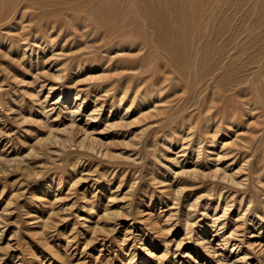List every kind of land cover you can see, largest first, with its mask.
<instances>
[{
    "label": "rangeland",
    "instance_id": "374dc122",
    "mask_svg": "<svg viewBox=\"0 0 264 264\" xmlns=\"http://www.w3.org/2000/svg\"><path fill=\"white\" fill-rule=\"evenodd\" d=\"M56 1L0 0V264H264V120L256 115L262 108L243 114L239 110L237 121L242 123L230 124L227 116L233 105L221 92L213 95L217 100L210 93L197 96L196 74L180 76L173 69L164 51L154 46L157 36L145 19L140 27L130 22L133 2L143 9V0H111L112 11L105 13L104 21L89 11L85 20L68 16L71 5ZM88 1L94 7L99 0ZM209 1L201 0L203 22L213 5ZM170 6L164 10L173 19ZM8 13L11 20L5 17ZM239 13L233 15L235 21L241 19ZM54 16L58 26L64 22L60 34L53 29L56 46L49 36L42 37ZM75 22L97 32L75 41L65 31L79 30ZM144 40L150 42L137 48ZM28 43L31 48L26 50ZM59 67L62 72L56 71ZM158 77L167 78L163 83L168 85L169 104L149 94L152 88L160 93ZM228 235L231 241L221 250L218 243Z\"/></svg>",
    "mask_w": 264,
    "mask_h": 264
},
{
    "label": "bare ground",
    "instance_id": "6f19581e",
    "mask_svg": "<svg viewBox=\"0 0 264 264\" xmlns=\"http://www.w3.org/2000/svg\"><path fill=\"white\" fill-rule=\"evenodd\" d=\"M52 1H56V0H52ZM61 1V0H60ZM58 1V2H60ZM65 1V0H64ZM164 2L162 3V1L160 0H143V9H139V8H136L135 7V2L134 3V15H132V17H130L131 19V23H134L132 25H137L140 27V23H141V20L145 22H148L149 25L151 27H149L150 29L152 28L153 30V34L155 36H157V38H155V44L154 46H157L159 47V49L161 48L164 53L167 55V57L169 58L170 62H171V66H173V69H175L180 76H184L185 73H189L191 71H193L195 74H196V78H195V81H194V91L196 93L197 96H199L200 94L204 93V94H207V93H210L212 94V96L218 92V93H222V95L225 97H222L224 98V100H227L229 101L228 103H232L233 106H231V109L229 111V117L227 116V120L231 123H236L238 122V118H239V115H240V112H247L246 110L250 111V112H254L256 109H259V108H262L260 111L261 112H258L256 115L259 117V120H260V117L262 118L263 117V120H264V38H262L264 36V0H254L251 1L253 2V4H245V1L246 0H210L209 3L212 2V6H210V9H209V13H208V16H207V19L205 22H203V18H202V12L203 10L205 9V5H203L201 3V0H163ZM57 2V1H56ZM67 3H69L71 6H69L68 8V11H67V14L66 15H72L73 18H75L76 15H80L84 18L86 14V12H90L91 14L97 16V19L99 17V21L102 19V21H104V17H107L105 15V13H109L112 11V4H111V0H99L96 4H94V7L93 6H90V2L88 0H67L65 1ZM74 2V3H73ZM245 5H248L247 8ZM248 2V0H247ZM250 2V0H249ZM61 3V2H60ZM72 3V4H71ZM132 3V4H133ZM62 4H66V3H63ZM137 4V3H136ZM141 5V4H140ZM169 5H171L170 7H172V17L173 19L169 18L168 15H167V11L164 10V8H169ZM210 5V4H209ZM25 6V5H23ZM207 6V5H206ZM15 7V6H14ZM17 7V5H16ZM102 7H106L108 9L104 10L102 9ZM245 7V8H244ZM11 8V7H10ZM21 8V7H20ZM19 8V9H20ZM111 8V9H110ZM7 9V8H6ZM3 10V9H2ZM9 10V8H8ZM16 10V9H15ZM22 10V8H21ZM116 10V9H115ZM238 10V11H237ZM241 10V12L239 11ZM4 11V10H3ZM13 11V10H11ZM50 11H53V10H50ZM86 11V12H85ZM233 11H237L241 17V19L243 18V20L241 21L238 20L240 17H237L238 21H235L234 18H233V15L236 17V14H238L237 12L233 13ZM11 15V12L10 10L8 11ZM24 12V11H23ZM116 12V11H115ZM115 12H113L115 14ZM4 13V12H3ZM2 13V14H3ZM9 13L8 15H6L5 17H7V19L9 18ZM18 13V12H17ZM21 13V12H20ZM45 13V12H44ZM42 14L41 16L43 17V15L45 16V14ZM51 13V12H50ZM48 13V14H50ZM85 13V14H84ZM14 14V13H12ZM23 15L25 14H28L25 12L22 13ZM21 14V15H22ZM32 14V13H30ZM47 14V12H46ZM54 14V13H53ZM56 14V13H55ZM54 14V15H55ZM64 14V13H63ZM20 15V16H21ZM29 15V14H28ZM26 15V16H28ZM51 15V14H50ZM61 15V14H60ZM59 14L56 15V16H60ZM70 15V16H71ZM89 15V14H88ZM105 15V16H104ZM125 15V14H124ZM130 15V14H129ZM3 16V15H1ZM13 16V15H12ZM19 16V15H18ZM53 16V15H52ZM77 16V17H78ZM22 17V16H21ZM62 17V16H61ZM3 17H1L2 19ZM24 18V17H23ZM55 19H52L48 22V20L46 22L47 25L45 26L46 29L43 33V36L42 37H45V36H49L50 38V41L53 43L52 45H54L56 43L55 39L56 37L54 36V33L57 31L59 34L61 32V30H64L63 28V24L64 22L62 21L61 23H63L62 25H57L56 24V19L57 17L54 16ZM5 19V18H4ZM6 19V20H7ZM10 19V18H9ZM14 19V18H13ZM17 19V18H16ZM20 19V18H19ZM18 19V21H19ZM26 19V17H25ZM30 19V18H29ZM33 19L32 22H35L34 21V18H31ZM39 19V17H38ZM122 19V18H121ZM3 20V19H2ZM11 20V19H10ZM61 20V19H60ZM73 20V19H72ZM82 20V18H81ZM85 20V18H84ZM233 20V21H232ZM26 21V20H25ZM31 21H27L28 24L31 23ZM52 21V22H51ZM67 21V20H66ZM70 21V20H69ZM79 21V20H78ZM3 22V21H2ZM20 22V21H19ZM74 21H71L70 24H74L73 23ZM86 22V21H85ZM140 22V23H139ZM24 23V22H23ZM39 23V22H38ZM59 22V24H61ZM83 22H81L82 24ZM15 24V23H14ZM17 24V23H16ZM21 24V23H20ZM26 23H24V26H25ZM32 24V23H31ZM30 24V25H31ZM44 24V22H43ZM42 24V25H43ZM75 24L77 25V27H75L76 29H79V30H76L74 28V30L76 31H69V30H65L67 31L66 34L69 35V38L71 36H74V38L76 39L77 36H82V35H89L90 36V31H93L94 32H97V31H94L95 29L92 28V30H88L87 27L89 25H87L86 27V24L87 23H84L83 25H81L79 22H75ZM90 24V23H89ZM98 24V23H96ZM121 24V23H120ZM128 24V23H127ZM13 25V24H12ZM37 25V24H35ZM34 25V27H35ZM131 25V24H130ZM131 25V27H132ZM148 25V24H147ZM18 26V25H17ZM16 26V27H17ZM58 26V27H57ZM75 26V25H74ZM105 26L108 27V24ZM136 26V28H137ZM10 27V26H8ZM23 27V24H21V27L19 26V28H22ZM44 27V28H45ZM71 27L73 28V26L71 25ZM129 27V28H131ZM143 27V26H142ZM1 28V27H0ZM12 28V27H11ZM27 28V27H26ZM29 28V27H28ZM38 28V27H37ZM40 28V27H39ZM38 28V29H39ZM57 28H60L59 30H57ZM66 28V27H65ZM128 28V29H129ZM8 29V28H7ZM6 29V30H7ZM10 29V28H9ZM32 29V28H31ZM55 29V30H53ZM94 29V30H93ZM124 29V28H123ZM133 29V28H132ZM148 29V30H150ZM4 30V31H6ZM12 30V29H11ZM14 30V29H13ZM23 30V29H21ZM122 30V29H121ZM142 30V29H141ZM9 30H7L8 32ZM16 31V30H14ZM38 31V30H37ZM80 31V33H78ZM11 32V31H10ZM24 32V31H23ZM56 32V33H57ZM138 34H139V29H138ZM143 32V31H141ZM148 32V31H146ZM3 33V32H1ZM14 33V32H13ZM29 33V32H28ZM92 33V34H93ZM100 33V32H99ZM135 33V32H134ZM145 33V32H143ZM152 33V32H151ZM17 34V33H15ZM21 34V33H20ZM23 34V33H22ZM27 34V33H26ZM57 34V35H59ZM79 34V35H78ZM91 34V35H92ZM103 34V33H102ZM131 35H133V33H130ZM136 34V35H138ZM25 35V34H23ZM30 35V34H29ZM32 35V34H31ZM36 35V34H35ZM42 35V33H41ZM71 35V36H70ZM94 35V34H93ZM105 35V34H104ZM126 35V34H125ZM129 35V34H128ZM140 35V34H139ZM148 35V34H147ZM150 35V34H149ZM6 36V35H5ZM14 36V35H13ZM62 36V35H61ZM60 36V37H61ZM84 36V37H85ZM102 36V35H101ZM107 36V35H106ZM143 36V35H142ZM1 37V35H0ZM3 37V36H2ZM8 37V36H7ZM15 37V36H14ZM22 37V35H21ZM24 37V36H23ZM22 37V38H23ZM55 37V38H54ZM105 37V36H104ZM122 37V36H121ZM120 37V39H121ZM138 38V36H136ZM16 38V37H15ZM21 38V39H22ZM36 38H40L39 35L37 36L36 35ZM83 39V36L81 37ZM97 38V37H96ZM101 38V37H100ZM141 37H139L140 39ZM145 38V37H144ZM20 39V40H21ZM25 39L26 37L22 40V42H25ZM30 39V38H29ZM32 39V38H31ZM42 39V38H41ZM62 39V38H61ZM60 39V40H61ZM73 39V38H71ZM95 39V38H94ZM94 39H90L91 41L94 40ZM106 39V37L104 38ZM118 39L119 41H122ZM143 39V37H142ZM17 40H18V37H17ZM34 40V39H33ZM40 40V39H39ZM44 40V39H43ZM65 40H67V38H65ZM89 40V39H88ZM96 40V39H95ZM101 41H103V39H100ZM4 41V40H3ZM2 41V42H3ZM12 41V40H10ZM14 41V40H13ZM16 41V40H15ZM77 41V39L75 40ZM101 41L99 42V44L101 43ZM139 41V40H138ZM145 41V40H144ZM2 42H0V46L3 45ZM7 42V41H6ZM41 42V41H40ZM58 42V40H57ZM61 42V41H60ZM65 42V41H64ZM69 42V41H68ZM71 42V41H70ZM80 42V41H79ZM97 42V41H96ZM116 42V41H115ZM125 42V41H124ZM150 42V41H148ZM148 42H139V47L137 48H141L144 47L145 45H147ZM191 42V43H190ZM33 43V42H32ZM36 43V42H35ZM46 43V42H45ZM44 43V44H45ZM49 43V41H48ZM66 43V42H65ZM95 43V41H94ZM98 43V42H97ZM95 43V45L97 44ZM117 43V42H116ZM115 43V45H116ZM130 43V42H129ZM17 44V43H16ZM21 44V42H20ZM39 44V43H38ZM50 44V43H49ZM63 44V43H61ZM68 44V43H67ZM72 44V43H71ZM81 44V43H80ZM93 44V43H91ZM119 44V42H118ZM124 44V43H123ZM138 44V43H137ZM151 44V43H149ZM153 44V43H152ZM151 44V47H153V45ZM19 45V44H18ZM27 45L26 47V50L27 48H31V46H29V43L28 44H25V46ZM47 45V44H46ZM79 45V44H78ZM93 45V47L95 46ZM128 45V43H127ZM134 45V44H133ZM9 48H10V45H8ZM56 46V45H54ZM61 46V45H60ZM68 46V45H67ZM71 46V45H70ZM120 48H122L120 45H118ZM125 46V45H124ZM64 47V46H62ZM74 47V46H73ZM131 47V46H130ZM146 47V46H145ZM8 50V51H11V50ZM17 48V47H15ZM14 48V49H15ZM54 48V47H53ZM70 48V47H69ZM113 48V47H112ZM156 48V47H155ZM34 49V48H33ZM46 49V48H44ZM61 49V48H60ZM64 49V48H63ZM78 49V48H77ZM81 49V47H80ZM79 49V50H80ZM92 49V48H91ZM125 49V48H124ZM130 49V48H129ZM132 49V47H131ZM152 49V48H151ZM2 50V48L0 49ZM5 50V51H6ZM25 50V49H24ZM23 50V51H24ZM35 50V49H34ZM38 50V49H37ZM95 50V49H94ZM123 50V49H122ZM135 50V49H134ZM21 51V49H20ZM63 51V50H62ZM65 51V50H64ZM69 51V49H68ZM68 51H66L68 53ZM76 49L73 51L74 53ZM84 51V50H82ZM19 52V51H17ZM48 52V51H47ZM70 52V51H69ZM24 53V52H22ZM55 53V52H54ZM59 53V52H58ZM56 53V54H58ZM91 53V52H90ZM98 53V52H97ZM20 54V53H19ZM26 54V53H25ZM23 54V56L25 55ZM61 53H59L58 55H60ZM72 54V53H70ZM81 54V53H80ZM18 55V54H17ZM53 55V54H51ZM63 55V54H61ZM87 55V54H86ZM27 56V55H26ZM57 56V55H56ZM81 56V55H80ZM79 56V57H80ZM107 56V55H106ZM105 58H109L106 57ZM60 57V56H59ZM63 57V56H62ZM91 57V56H90ZM93 57V56H92ZM98 57V56H97ZM139 57V56H138ZM23 58V57H22ZM27 58V57H26ZM71 58V57H70ZM82 58V57H81ZM87 58V57H86ZM96 58V57H95ZM102 58V56H101ZM111 58V57H110ZM109 58V59H110ZM132 58V57H131ZM137 58V57H136ZM165 58V57H164ZM48 59V58H47ZM46 59V60H47ZM65 60H69V57L67 58H64ZM63 59V60H64ZM32 60V59H31ZM45 60V61H46ZM54 60V59H53ZM57 60V59H56ZM62 60V62H64ZM77 60V58H76ZM79 60V59H78ZM97 60V59H96ZM111 60V59H110ZM168 59H166L167 61ZM49 60H47L46 62H48ZM51 61V60H50ZM80 61V60H79ZM82 61V60H81ZM80 61V62H81ZM84 61V60H83ZM99 61V60H98ZM113 61V60H112ZM134 61V60H133ZM136 61H138L136 59ZM141 61V60H140ZM139 61V62H140ZM165 61V60H164ZM31 62V61H29ZM44 62V63H46ZM58 62V60H57ZM56 62V63H57ZM107 62V61H106ZM116 62V61H115ZM135 62V61H134ZM54 63V62H53ZM53 63H51L53 65ZM55 63V64H56ZM65 63H67L65 61ZM70 63V62H69ZM84 63V62H83ZM88 63V61H87ZM100 63V62H99ZM105 63V62H104ZM113 63V62H112ZM133 63V62H132ZM131 63V64H132ZM161 63V62H160ZM120 64L122 65V63H119L118 65L120 66ZM130 64V65H131ZM136 64V62L134 63ZM60 65V64H59ZM63 65V64H61ZM77 65V64H76ZM110 65V63H109ZM108 65V67H109ZM113 65V64H111ZM116 65V64H115ZM127 65V64H126ZM125 65V66H126ZM138 65V64H136ZM141 65V64H140ZM38 66V65H37ZM56 66V65H55ZM67 66V65H66ZM82 66V65H81ZM100 66V65H99ZM124 66V65H122ZM58 67V66H57ZM78 67V66H77ZM76 67V68H77ZM90 67V66H89ZM104 67V66H103ZM116 67V66H115ZM113 67V69L115 68ZM131 67V66H130ZM135 66H132L131 68H134ZM139 67V66H138ZM54 68V67H53ZM95 68V67H94ZM93 68V69H94ZM100 68V67H99ZM106 68V67H104ZM144 68V67H143ZM167 68V67H166ZM64 69V68H63ZM97 69V68H96ZM112 69V68H111ZM140 69V68H139ZM157 69L159 70V67H157ZM44 70V69H43ZM47 70V69H46ZM55 70V69H54ZM67 70V69H66ZM65 70V71H66ZM105 70V69H103ZM102 70V71H103ZM125 70V69H124ZM139 71L138 68L135 69V71ZM145 70V69H144ZM157 70V71H158ZM56 71H60L62 72L63 70L59 67L56 69ZM70 71V69H69ZM109 71H110V74H109ZM108 74L111 75V73H113L112 71L113 70H110L109 69ZM117 71V70H116ZM115 71V72H116ZM133 71V70H132ZM131 71V72H132ZM167 71V70H166ZM46 72V71H45ZM45 72H44V75H45ZM57 72V73H58ZM73 72V70H72ZM81 72V71H80ZM106 72V71H105ZM126 72H129V71H126ZM140 72V71H139ZM148 72V70H147ZM176 72V73H177ZM54 73V72H53ZM56 73V72H55ZM55 74L57 75V77L59 76L58 74ZM177 73V74H178ZM116 74H119V72H116ZM116 74H113V75H116ZM159 74V73H158ZM166 74V73H165ZM49 75V74H48ZM61 75V73H60ZM109 75H107L109 77ZM64 76V75H63ZM145 76V75H144ZM157 76V75H156ZM174 76V75H173ZM53 76L51 75V78ZM104 77V76H103ZM138 77V76H137ZM171 77V76H170ZM177 77V76H176ZM47 78V77H46ZM54 78V77H53ZM144 78V77H143ZM147 78V77H145ZM157 78V77H156ZM183 78V77H182ZM55 79H60L59 78H55ZM104 79V78H103ZM128 79H131V78H128ZM148 79V78H147ZM167 79V78H165ZM165 79H160L158 77V79H156V84L159 86V88L161 89L160 90V93L156 94L154 92V88L152 89H148L149 90H152L149 94H151V97H153V99L156 101V100H162V101H168L167 99L168 98V92L167 89H168V85H165L163 82ZM64 80V79H63ZM113 80V79H112ZM182 82L184 80L180 79ZM179 80L180 83H182L181 81ZM142 81V80H141ZM140 81V82H141ZM147 80L145 79V82ZM170 81V79H169ZM113 82V81H112ZM132 82V80H131ZM138 82V80L136 81ZM153 82V81H152ZM168 82V81H167ZM55 83V82H54ZM114 83V82H113ZM134 83V82H133ZM139 83V82H138ZM147 83V82H146ZM149 83V81H148ZM155 83V82H154ZM59 84V83H58ZM136 84V83H135ZM141 84V83H140ZM144 84V83H143ZM176 84V83H175ZM179 84V83H178ZM193 84V83H192ZM56 85V84H55ZM95 85V84H94ZM107 85V84H106ZM109 85V84H108ZM137 85V84H136ZM145 85V84H144ZM53 86V85H51ZM58 86V85H56ZM87 86V85H86ZM93 86V85H92ZM111 86V85H110ZM152 86V85H151ZM183 86V85H182ZM186 86V85H185ZM66 87V86H65ZM109 87V86H108ZM157 87V86H156ZM53 88V87H52ZM51 88V89H52ZM97 88V87H96ZM141 88V87H140ZM143 88V87H142ZM146 88V87H145ZM180 88V87H179ZM88 89V88H87ZM130 89V88H129ZM109 90V89H108ZM172 90V89H171ZM174 90V89H173ZM172 90V91H173ZM177 90V89H176ZM190 90V89H189ZM189 90H186L185 91L188 93ZM78 91V90H77ZM111 91V89L109 90V92ZM145 92H147V90L145 89L144 90ZM143 91V92H144ZM159 91V90H158ZM179 91V89H178ZM184 91V92H185ZM107 92V91H106ZM176 92V91H175ZM174 92V93H175ZM108 93V92H107ZM105 93V94H107ZM127 93V92H126ZM170 93V92H169ZM182 92H180L181 94ZM68 94V93H67ZM75 94V93H74ZM77 94V97H78V93ZM125 94V92H124ZM123 94V95H124ZM137 94V93H136ZM147 94V93H146ZM145 94V95H146ZM172 94V93H171ZM179 94V92L177 93ZM175 94V96L177 95ZM80 95V94H79ZM209 95V94H208ZM243 95H246V97H243ZM248 95V96H247ZM137 96V95H136ZM140 96V95H139ZM172 96V95H171ZM178 96V95H177ZM211 96V95H210ZM19 97V96H18ZM76 97V96H75ZM174 97V96H173ZM183 97V95L181 96V98ZM201 97V96H200ZM206 97V96H205ZM214 97V96H213ZM216 97H217V94H216ZM216 97H214L216 99ZM142 98V97H141ZM172 98V97H171ZM210 99L212 104L211 105H214L213 101H215V99ZM79 99V98H78ZM84 99V98H83ZM137 99V98H136ZM147 99V98H146ZM201 99V98H199ZM207 99V98H205ZM133 100V99H132ZM135 100V99H134ZM178 100V99H177ZM217 100V99H216ZM220 99H218L219 101ZM68 101V100H67ZM150 101V100H149ZM148 101V102H149ZM185 101V99H184ZM197 101V100H196ZM200 101V100H199ZM203 101V100H202ZM206 101V100H205ZM223 101V100H222ZM260 102V105H258V102ZM57 102V101H56ZM138 102V101H137ZM151 102V101H150ZM159 102V101H158ZM176 102V100H175ZM209 102V100H208ZM80 105H78L77 107L79 109H81V102H79ZM134 103V101H133ZM132 103V104H133ZM141 103V102H140ZM143 103V102H142ZM145 103H146V100H145ZM161 104H164L160 101ZM165 103H168V102H165ZM170 103V102H169ZM168 103V104H169ZM173 103V102H172ZM197 103V102H196ZM201 103V102H200ZM206 103V102H205ZM226 103V102H225ZM192 104V103H191ZM194 104V102H193ZM209 104V103H208ZM156 106V104H154ZM176 105V104H175ZM173 105V106H175ZM195 105V104H194ZM206 105V104H205ZM226 105H229V104H226ZM169 106V105H168ZM167 106V107H168ZM190 106V105H189ZM193 106V105H191ZM216 106V105H215ZM214 106V107H215ZM143 107V106H142ZM156 107H159V106H156ZM165 106H163V109ZM166 107V109H167ZM198 107V106H197ZM211 107V106H210ZM223 107V106H222ZM230 107V106H229ZM62 108V107H61ZM202 108V107H201ZM226 108V106H225ZM225 108H222V110ZM161 109V110H163ZM173 109V108H171ZM208 109V108H207ZM219 109V108H218ZM217 109V110H218ZM229 109V108H228ZM226 109V110H228ZM96 110V109H94ZM100 110V108H99ZM159 110V109H158ZM157 110V112H158ZM216 110V109H215ZM223 110V112H224ZM225 110V111H226ZM239 110H241L239 112ZM47 111V110H45ZM73 111V110H72ZM75 111V110H74ZM77 111V110H76ZM79 111V110H78ZM97 111V110H96ZM95 111V112H96ZM166 111V110H165ZM191 111V110H189ZM208 111V110H207ZM211 110H209L208 112H210ZM220 111V109H219ZM94 112V113H95ZM145 112V111H144ZM143 112V113H144ZM151 111L149 110V113ZM156 112V111H155ZM170 112V110H169ZM61 112H59L58 114L60 115ZM73 113V112H72ZM98 113V112H97ZM159 115H160V112H158ZM167 111L165 112V115ZM191 112H189L190 114ZM193 113V112H192ZM215 113V112H214ZM217 113V112H216ZM221 113V112H220ZM226 113V112H225ZM48 114V113H46ZM68 114V113H67ZM76 114V113H74ZM145 114L147 115V111L145 112ZM207 114V113H206ZM249 114V113H248ZM188 115V114H187ZM186 115V116H187ZM217 115V114H216ZM223 115V113H222ZM247 115V113L245 114ZM243 115V116H245ZM255 115V114H253ZM48 116V115H47ZM74 116V115H73ZM207 116V115H206ZM205 116V117H206ZM210 116V114L208 115ZM207 116V117H208ZM248 116V115H247ZM245 116V117H247ZM70 117V116H69ZM90 117V116H89ZM188 117H191V116H188ZM187 117V118H188ZM215 117V115H214ZM219 117V116H218ZM67 118V117H66ZM74 118V117H73ZM183 118V117H182ZM181 118V119H182ZM216 118V117H215ZM248 118V117H247ZM257 118V117H255ZM192 118L186 120V121H189L191 120ZM210 118L208 117V119L206 118L205 120H208V122L210 121L209 120ZM221 119H222V116H221ZM220 119V120H221ZM246 118H244L245 120ZM89 120V119H88ZM195 119H193L192 121H194ZM204 120V121H205ZM219 120V119H218ZM219 120V121H220ZM243 120V119H242ZM223 121V120H222ZM222 121L220 123H222ZM246 121V120H245ZM76 122V121H75ZM180 122V121H179ZM226 122V120H225ZM73 123V122H72ZM191 123V121H190ZM196 122H194L195 124ZM219 123V122H218ZM239 123V122H238ZM242 123V122H241ZM239 123V124H241ZM251 123V122H250ZM45 124V123H44ZM76 124V123H75ZM80 124V123H79ZM179 124V123H178ZM181 124V122H180ZM192 124V125H194ZM197 124V123H196ZM216 124H217V121H216ZM243 124H244V121H243ZM246 124V123H245ZM244 124V125H245ZM212 125V124H211ZM183 126V124L181 125V127ZM219 126V125H218ZM231 126V125H229ZM249 126H251V124H249ZM71 127V126H70ZM192 127V126H191ZM195 127V126H193ZM192 127V128H193ZM223 127H226V126H223ZM207 128V127H205ZM218 128V127H217ZM216 128V129H217ZM232 128V127H231ZM239 128V126H238ZM252 128V127H251ZM255 128V127H254ZM75 129V128H74ZM215 129V130H216ZM219 129V128H218ZM217 129V130H218ZM233 129V128H232ZM208 130V129H207ZM221 130V129H219ZM251 130V129H250ZM187 132H190V131H187ZM216 132V131H215ZM248 132V131H247ZM246 132V133H247ZM253 132H255L253 130ZM252 132V133H253ZM242 132H239L238 134H240ZM251 133V135H252ZM237 134V135H238ZM250 134V132H249ZM172 135V134H171ZM169 135V136H171ZM174 135V134H173ZM172 135V137H173ZM253 135H255L254 137L256 138V132L253 133ZM188 136V134H187ZM243 139L246 137L242 136ZM251 137V136H250ZM258 137V136H257ZM248 138V137H247ZM261 138V137H260ZM189 139L190 136H189ZM249 139V138H248ZM251 139V138H250ZM254 140V139H252ZM191 141V140H190ZM189 141V142H190ZM247 141V140H245ZM249 142L251 140H248ZM49 142V140L47 141ZM57 142V141H56ZM66 142V141H65ZM189 142H187L189 145ZM256 142V141H255ZM52 143V142H51ZM246 143V142H245ZM248 143V142H247ZM48 144V143H47ZM54 144V143H53ZM66 144V143H64ZM69 144V143H68ZM186 144V143H185ZM249 144V143H248ZM49 145V144H48ZM225 146V145H223ZM245 146V144H244ZM252 146V145H251ZM53 148V147H52ZM153 151V149H152ZM213 151V150H212ZM228 153V151H227ZM219 154V153H218ZM223 155V153H222ZM225 155V154H224ZM220 156V155H219ZM218 156V157H219ZM222 157V156H220ZM219 157V158H220ZM75 165V164H74ZM77 165V164H76ZM75 165V166H76ZM74 166V167H75ZM224 170V169H223ZM226 170V169H225ZM83 172V171H82ZM81 172V173H82ZM248 174V173H247ZM254 174V173H253ZM252 176V175H251ZM226 178V176L224 175L223 178ZM224 178V179H225ZM228 178V177H227ZM85 179V178H84ZM223 179V180H224ZM249 179V178H248ZM62 180V179H61ZM228 181V179H225ZM241 181V180H240ZM240 181L238 182V184L240 183ZM243 181V180H242ZM245 181V180H244ZM248 181V180H247ZM76 182V181H75ZM74 182V183H75ZM246 182V181H245ZM255 181H253L254 183ZM237 184V182H236ZM242 184V183H240ZM239 184V185H240ZM61 186V185H59ZM73 186V185H71ZM218 188V187H217ZM256 188H258L256 186ZM230 191V190H229ZM232 191V190H231ZM230 191V192H231ZM237 192V191H236ZM68 195V192L66 193ZM221 194V193H220ZM235 195V194H233ZM61 196V195H60ZM59 196V197H60ZM221 196V195H219ZM56 197V196H55ZM227 197V196H226ZM243 197V196H242ZM111 198V196H110ZM109 198V199H110ZM116 198V197H115ZM228 198V197H227ZM249 198V197H248ZM247 198V199H248ZM259 198V197H258ZM57 199H59L57 197ZM57 199L54 200L55 202H57ZM49 200V199H48ZM226 200V199H225ZM242 200V199H241ZM250 200V199H249ZM248 200V201H249ZM62 201V200H60ZM60 201H58L60 203ZM48 202V201H47ZM50 202V200H49ZM226 202H228L226 200ZM253 202V201H252ZM251 203H249L248 206H250ZM263 202V201H262ZM51 203V202H50ZM230 203V201H229ZM261 203V202H260ZM45 204V203H43ZM42 204V205H43ZM93 204V203H92ZM243 204V202H242ZM264 204V203H263ZM44 206V205H43ZM50 206V205H49ZM55 206V205H54ZM95 206V205H94ZM129 206V205H128ZM226 206V205H225ZM247 206V207H248ZM259 206V204L257 205ZM264 206V205H263ZM126 207V206H125ZM124 207V208H125ZM218 207V205H217ZM242 206H240L239 208H241ZM45 208V207H44ZM52 208V207H51ZM50 208V209H51ZM107 208V207H106ZM105 208V209H106ZM109 208V207H108ZM227 208V207H225ZM57 209V208H56ZM91 209V208H90ZM40 210V209H39ZM53 210V209H51ZM123 210V208H122ZM132 210V209H130ZM129 210V212H130ZM48 211V210H47ZM46 211V212H47ZM93 211V210H92ZM95 211V210H94ZM105 211V210H104ZM247 211V210H246ZM264 211V210H263ZM52 212V211H51ZM108 212V211H107ZM105 212V213H107ZM124 212V211H123ZM128 212V213H129ZM217 212V211H216ZM58 213V212H57ZM60 213V212H59ZM62 213V212H61ZM125 213H126V210H125ZM126 213V214H128ZM227 213V211H226ZM241 213V212H240ZM246 213V212H245ZM243 213V214H245ZM56 214V212H55ZM136 214V213H135ZM217 214V213H216ZM241 214V215H243ZM54 215V214H53ZM59 215V214H58ZM63 215V214H62ZM131 215V214H130ZM221 215H224V214H221ZM227 215V214H225ZM246 215V214H245ZM124 216V215H122ZM127 215H125V218H126ZM215 216V215H214ZM244 216V215H243ZM107 218H109L108 216H106ZM129 217V216H127ZM221 217V216H219ZM223 217V216H222ZM54 218V217H53ZM218 218V217H217ZM50 219V218H49ZM55 219V218H54ZM216 220V219H215ZM54 221V220H52ZM214 221V220H213ZM243 221V220H242ZM50 222V221H49ZM97 222V221H96ZM217 222V221H216ZM224 222V221H222ZM226 222V221H225ZM214 223V222H213ZM212 223V224H213ZM244 223V221H243ZM47 224V223H45ZM50 225H51V222H50ZM215 225V224H214ZM217 225V224H216ZM237 225V224H236ZM242 225V224H240ZM224 226V225H223ZM223 226H220V228H222ZM238 226V225H237ZM216 227V226H215ZM240 227V226H239ZM238 227V228H239ZM114 228V227H113ZM224 228V227H223ZM237 227H235L236 229ZM236 229V231H238L239 229ZM110 229V228H109ZM116 229V228H115ZM111 230V229H110ZM114 230V229H113ZM171 230V229H170ZM214 230V228H213ZM218 230V229H217ZM233 230V229H232ZM235 233L234 234H237V232L235 230H233ZM133 232V231H132ZM134 233V232H133ZM217 233V231H216ZM215 234V233H214ZM218 234V233H217ZM221 234V233H220ZM230 235V234H229ZM228 235V236H229ZM218 236V235H217ZM216 237V235L214 236ZM204 239V238H203ZM207 239V238H206ZM214 239V238H213ZM199 240V239H198ZM230 240V236L228 238H221L220 239V244L221 246V250L222 248H226L227 247V244L231 241ZM205 241V240H204ZM171 242V241H170ZM206 242V241H205ZM142 243V242H141ZM144 243V242H143ZM200 243V242H199ZM243 243V242H242ZM203 244V242H202ZM204 245V244H203ZM230 245V244H229ZM236 244L234 243L232 248H234ZM238 245V244H237ZM206 246V245H205ZM208 246V245H207ZM239 246V245H238ZM237 246V247H238ZM213 247V246H212ZM240 248V247H238ZM205 249H209L207 247H205ZM241 249V248H240ZM210 251V250H209ZM216 251V250H215ZM218 251V250H217ZM231 252V251H230ZM210 253V252H209ZM216 254H218L216 252ZM238 255V254H236ZM216 256V255H215ZM225 256V255H224ZM229 255H227L228 257ZM147 257V256H146ZM217 257V256H216ZM226 257V256H225ZM244 255L242 256V258L239 260H242L244 259L243 258ZM221 258V257H220ZM229 258V257H228ZM132 259V258H131ZM222 259V258H221ZM246 259V258H245ZM132 261V260H130ZM227 261V260H226ZM147 262V261H146ZM220 262V264H227L228 262H225V261H222L219 260L218 263ZM248 263V262H247ZM177 264V263H176Z\"/></svg>",
    "mask_w": 264,
    "mask_h": 264
}]
</instances>
